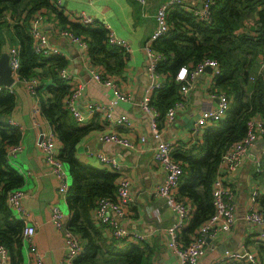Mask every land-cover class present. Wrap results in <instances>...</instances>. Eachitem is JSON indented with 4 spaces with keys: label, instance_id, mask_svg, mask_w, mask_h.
<instances>
[{
    "label": "trees",
    "instance_id": "trees-1",
    "mask_svg": "<svg viewBox=\"0 0 264 264\" xmlns=\"http://www.w3.org/2000/svg\"><path fill=\"white\" fill-rule=\"evenodd\" d=\"M42 9L57 13L61 29H69L85 38L87 54L93 63L101 66L103 75H120L128 55L120 46L108 42L105 25L69 21L51 0H0V55L12 44L19 47V76L37 78L40 111L52 126L60 143L59 156L70 173L71 184L66 195L71 214L68 223L83 242V251L74 263L153 264L154 250L146 240L116 243L107 235L105 226L93 219L97 200L101 196H114L120 175L77 156L79 141L95 124H79L63 106L71 88L60 76V70L68 65L67 58L63 54L45 55L33 47L30 24L35 13ZM7 14L12 20L5 17ZM250 16L255 17L256 26L241 30L239 27ZM167 20L168 33L152 42V49L163 54L156 71L166 78L164 86L154 91L151 100L161 112L160 120L167 109L181 99L182 82L176 79L179 68L184 65L192 69L205 57L216 59L220 66L213 88L226 92L230 98L226 114L205 128L201 140L172 152L183 167L178 198L187 204L190 202V219L179 232L185 244L190 233L214 212L212 185L222 154L246 134L249 119L260 115L264 122V0H212L208 19H201L193 10L174 3L168 10ZM15 100L14 92L0 91V243L8 249L10 264H23L25 223L7 204L8 192L24 182L23 175L9 160V148L22 138L21 129L8 122ZM258 165L254 176L264 189V154L259 153ZM259 201L264 207V193ZM257 255L259 259L253 264H264V239L257 246Z\"/></svg>",
    "mask_w": 264,
    "mask_h": 264
},
{
    "label": "crops",
    "instance_id": "crops-1",
    "mask_svg": "<svg viewBox=\"0 0 264 264\" xmlns=\"http://www.w3.org/2000/svg\"><path fill=\"white\" fill-rule=\"evenodd\" d=\"M165 1L167 0H147L145 4H141L137 0H63L62 6H56L65 18L73 22H78L76 16L79 12H87L95 18V23L99 22L106 28L109 26L115 35L131 42L132 51L126 57L123 72L113 76L121 90L130 95L131 105L128 112L137 117L130 125L109 122L104 111L88 114L87 109L94 101L109 103L114 97L111 88L95 82L92 78L91 69L101 66L93 63L77 42L62 34V23L54 10L42 9L35 13L38 24L68 60L67 69L72 75L68 82L71 86H82L80 106L85 113L78 123L95 124V127L79 141L77 156L97 167L105 165L93 155L96 150L117 156L122 164L119 174L129 178L134 200L129 206L128 216L121 222L130 229L146 233V242L154 250L153 264H177L176 257L167 244L168 228L175 223L177 215L163 197L152 195L153 188L164 180L165 171L153 159L157 141L151 134L149 117L140 109L144 90L152 80L144 44L156 29L155 14ZM201 1L181 0V4L186 9L193 10L200 8ZM256 24L255 17L250 16L239 28L250 29ZM163 76L165 78V75ZM214 77L210 69L195 78L187 101L183 107L177 108L174 120L171 123H167L165 118L160 120L162 139L174 142L176 148H182L203 138L205 128L212 122L200 127L194 126L193 122L200 109L214 107L218 103L215 95L217 91L213 88ZM158 79L166 81V78ZM12 86L16 100L8 118L11 117L22 125L20 142L22 149L15 155L11 154L9 160L23 175L24 182L21 187L25 192L23 199L25 212L13 214L24 223L35 226L31 240H23L24 260L31 258L34 248L42 254L43 264H62L65 238L51 220V208L56 205L65 212L70 211L66 196L58 192V181L50 165L45 161L43 151L37 145L41 131L48 132L53 129L41 112L33 113L37 99L27 86L20 81L13 82ZM44 95L47 96V93L44 92ZM123 109V103L118 105L117 111ZM102 132L121 133L127 136L134 146L101 142L98 135ZM142 136H145V140H141ZM57 144L60 147V143ZM258 145L261 148H258ZM256 147L259 151L252 157V149ZM263 148L264 136L259 134L246 156L231 169L222 171L224 180L232 188L236 221L231 230L221 232L216 238L209 240L206 254L199 264L246 263L249 262L247 253L257 255V246L264 239V236H261L262 228L260 225L248 223L245 215L251 208L261 207L258 200L264 189L260 187L254 174L259 168V153L262 154ZM253 190L258 191L256 198ZM189 203L188 201V205ZM230 252L240 254L241 258L228 257ZM4 264H10V261Z\"/></svg>",
    "mask_w": 264,
    "mask_h": 264
},
{
    "label": "built area",
    "instance_id": "built-area-1",
    "mask_svg": "<svg viewBox=\"0 0 264 264\" xmlns=\"http://www.w3.org/2000/svg\"><path fill=\"white\" fill-rule=\"evenodd\" d=\"M55 6H62L63 0H51ZM92 1V0H88ZM141 4H145L147 0H137ZM174 3H181V0H167L163 2L155 14L156 29L144 44V51L148 58V69L151 76V82L144 90L143 98L140 102V109L149 117L150 131L157 143L153 150V159L165 171V178L159 185H156L152 190L153 196H160L166 200L167 205L176 213L177 220L168 228V247L171 249L176 257L177 264H199L201 258L206 254L209 240L216 238L221 232L229 231L234 226L236 221L235 203L233 202V192L231 186L224 180L222 171L224 169H231L239 163L245 156L247 151L254 145L257 136L260 134L264 136V122L257 120V117L251 118L247 121L246 134L239 140L230 145L222 154L219 172L215 177L212 185V196L214 212L205 220L194 232L189 235V241L183 243L180 239L179 232L183 229L190 219L189 205L178 198L179 180L183 173V167L180 161L173 157V150L176 148L174 142L162 139V129L159 125L161 112L151 103L152 95L156 89L164 86L165 80H159L158 77L164 76L156 71V65L163 58V54L152 49V42L161 35H165L169 31V23L167 20L168 10ZM212 0H202L201 7L193 9L195 15L201 19H208L210 16V5ZM9 20L10 14L5 15ZM78 22L82 24H94L95 18L87 12L81 11L76 16ZM109 27V26H108ZM108 42L112 45L120 46L127 55L132 51V44L126 38L115 35V33L108 28ZM62 34L70 37L77 42L84 51H88V43L83 36L77 35L69 29H61ZM29 34L33 40L34 49L45 55L63 54V51L53 44L47 33L38 24L35 17L31 20ZM9 54V64L11 67V74L15 81L23 82L31 94L37 99V103L33 108V113L37 114L40 111L39 98L37 96V78L25 79L19 76V69L21 66V58L19 47L12 45L7 50ZM206 67H210L212 74L216 76L220 73V66L216 59L205 57L192 68L181 66L177 72L176 79L182 82L180 87L181 99L170 106L165 115V121L171 123L176 115L178 107H183L187 101L189 93L193 87V81ZM92 78L95 82L103 84L112 89L114 94L113 99L109 103L102 101H94L89 105L88 114L96 111H104L109 122L116 125H130L137 117L128 112L130 107V95L121 90L113 77L103 75L102 68L96 66L91 69ZM60 76L70 81L72 75L67 67L60 70ZM13 84H0V91L7 89L14 92ZM82 94V86H71L69 93L63 100L64 108L74 117L77 122H80L84 117L85 110L80 106V96ZM218 98V103L214 107L202 108L194 117V126H203L211 122L221 119L227 112L230 106V98L224 91H219L215 94ZM123 103V110L117 111L118 105ZM8 122L14 126L22 129V125L11 117ZM41 139L38 140L37 145L43 151L45 161L50 165L51 171L58 181L57 190L63 196H66L71 184V177L69 170L59 156L60 147L57 144V137L53 130L48 132L41 131ZM98 138L101 142H114L125 146H134L133 142L125 135L118 132H102L99 133ZM145 140V136L141 137ZM22 149L21 143L12 145L9 148V153L15 155ZM264 154V148L262 149ZM93 155L107 168L118 174L121 172V162L116 155L105 153L102 150H96ZM259 164V161H258ZM259 170V168L257 169ZM120 175V174H119ZM130 180L128 177L120 175L116 182V190L114 196H101L96 203L92 212L93 219L105 226L109 237L116 243L122 241H145L146 233L130 229L123 225L121 220L128 216L129 206L132 204L133 197L131 195ZM253 195L256 198L258 191L253 190ZM25 192L22 187L12 189L7 195V204L13 213H24L23 199ZM256 200V199H255ZM258 202H260L258 200ZM71 214L65 212L60 207L53 205L51 208V220L55 227L63 233L65 238V253L62 257V264H75V259L83 251V242L79 233L69 225ZM245 220L250 224L260 225L261 236H264V207H253L245 215ZM35 233V226L25 223L23 229V240H31ZM32 256L23 264H43V256L40 252L33 248ZM228 257L241 258V255L236 252H230ZM248 261L256 263L258 255L247 253ZM9 261L8 249L0 243V264ZM216 264V263H212Z\"/></svg>",
    "mask_w": 264,
    "mask_h": 264
},
{
    "label": "water",
    "instance_id": "water-1",
    "mask_svg": "<svg viewBox=\"0 0 264 264\" xmlns=\"http://www.w3.org/2000/svg\"><path fill=\"white\" fill-rule=\"evenodd\" d=\"M201 7V6H200ZM210 67H206L205 70L210 71ZM14 82V78L11 74V67L9 64V54L7 51H4L1 55H0V84L3 85H11ZM257 120H262L261 116L258 115L257 116ZM42 136L39 137V139H41ZM258 148H261L260 145L257 146ZM253 148L252 149V157H255V155L258 153V148Z\"/></svg>",
    "mask_w": 264,
    "mask_h": 264
}]
</instances>
